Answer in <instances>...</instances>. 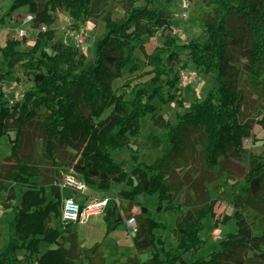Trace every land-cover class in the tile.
Returning a JSON list of instances; mask_svg holds the SVG:
<instances>
[{
    "label": "trees",
    "instance_id": "trees-1",
    "mask_svg": "<svg viewBox=\"0 0 264 264\" xmlns=\"http://www.w3.org/2000/svg\"><path fill=\"white\" fill-rule=\"evenodd\" d=\"M101 1L12 0L0 18L3 21L26 7L37 29L27 49L20 48L25 37L6 39L0 45L5 63L0 72V137L10 131L14 134L7 163L0 167V191H7L2 205L10 213L0 264L32 260L34 264H106L107 247L102 241L83 247L72 223L61 220L60 182L67 172L99 189L125 184L127 188L118 191L127 200L125 209L135 203L136 195H156V212L180 210L184 182L179 180L195 173L192 187L198 196L204 193L206 200L188 207L174 223L155 219L146 206L136 203L138 212L130 215L135 220L132 241L136 253L123 264H264V149L246 155L243 142L252 136V125L240 119L244 91L264 92V0H202L210 8L203 23L204 38L187 42L170 34L172 15L157 7L156 0L141 4L128 0L121 17H114L111 8L102 16L103 30L94 43L92 62L86 65V54L79 45L54 40L52 26L57 9H63L73 27L79 28L82 21L96 16ZM160 30L167 32L158 51L143 50L145 61L137 62L127 47ZM45 42L50 43V50ZM180 50L187 51L189 60L204 75L215 73V83L171 122L156 114L155 100L185 107L176 92L180 82L176 66L186 67ZM240 58L245 61L238 65ZM144 66L150 68L142 74L150 77L143 84L125 82L119 91L113 88V81L125 70L134 73ZM17 67L21 76L13 77ZM23 76L31 86L9 102L4 83L11 78L20 82ZM146 117L163 130L162 136L148 135L149 147L164 143L166 148L150 163L131 154L128 168L113 152L137 142ZM257 123L264 130V111ZM36 140L39 153L33 151ZM243 156L247 171L242 192L231 200L236 229L216 238L218 250L186 262L185 253L206 245L203 219L210 216L215 227L220 223L214 213L216 199L209 196L205 182L219 177L225 170L223 161ZM216 166L217 172L213 171ZM13 184L23 187L14 204ZM246 207L253 212L251 218L244 214ZM103 219L105 238L123 221L116 201ZM228 219L226 216L222 222ZM254 224L260 233L254 232ZM155 230L172 235L176 244L166 243ZM42 241L53 246L41 251ZM149 247L153 248L151 256L141 260L139 254Z\"/></svg>",
    "mask_w": 264,
    "mask_h": 264
},
{
    "label": "rangeland",
    "instance_id": "rangeland-1",
    "mask_svg": "<svg viewBox=\"0 0 264 264\" xmlns=\"http://www.w3.org/2000/svg\"><path fill=\"white\" fill-rule=\"evenodd\" d=\"M127 1L128 0H102L97 8L96 16L93 19L82 21L79 24V28L73 27V20L65 10L57 9V20L52 26L55 29L54 40L62 39L68 43H75L79 45L81 51L86 54V65H88L92 62L94 57V43L103 30L102 16L108 9L111 8L114 17H121L124 12V5ZM134 1L139 4L143 3V0ZM181 1L182 0H156L155 3L157 7L165 8L167 12L172 15L170 34L177 37L180 42H187L191 39H203V23L209 14L210 8L205 7L202 0H186L188 9L187 13L184 15L183 8L180 5ZM11 2L12 0H0V18L4 17V14L7 12ZM28 13L30 12L26 7H21L17 9V12H14L9 18H4L3 21L0 20V45H3L6 39L19 38L18 30L23 27L26 30V34L23 36L25 38L23 39L20 48L27 49L31 47L34 42L37 29L33 27V21L23 23V19ZM166 32L167 31L163 32L160 30L154 33L151 37L142 36L140 39L136 40L133 45L128 46L127 49L136 57L137 62L143 63L145 61L143 50L152 54L156 53L158 51V47H160L163 42L164 34ZM44 47L47 50H50V43L45 42ZM180 59L181 63L186 64V67L181 68L180 65H177L176 68L179 71L185 70L192 73L196 77L190 84L178 85L176 90L177 94H179V96L183 99L185 107L181 108L175 102L162 104L158 100H155V103L157 104L156 114L162 115L165 119H168L171 122H175L176 113L183 112L190 102L201 99L208 89L215 83V73L204 75L189 60L186 50H180ZM244 61V59L240 58L238 65H241ZM149 68V66H144L142 69L134 73H129L125 70L120 79L113 81V88L116 91H119L121 84L125 82L131 84H143L150 77V75L142 73L144 71H148ZM4 70L5 63L3 59L0 58V72H3ZM15 75L21 76V69L19 67L16 68L13 77ZM30 86L31 81L24 76L20 82H18L15 78H11L4 83L5 98L9 102H13L20 98ZM241 86H243V83ZM244 92L245 100L242 103V113L240 115V119L242 121H249L252 125V136L244 139L243 142L246 148V155L248 153L260 154L262 149H264V130L257 123V119L264 111V92H254L251 90ZM108 111L109 110H107L104 115L108 113ZM149 134L162 136L163 130L155 125L149 117H146L142 120V133L138 137L137 142L131 144L128 148L114 151L113 156L115 159L118 161L124 160L128 168L132 165V161L130 159L131 154H137L138 160L141 162L150 163L156 156L160 155L162 151L165 150L166 145L163 143L158 147L150 148L147 138ZM13 136V132L10 131L9 135H3L0 137V167L1 165L7 163V156L10 154L11 150L10 138ZM33 151L34 153L40 152V142L38 140L34 141ZM221 165L225 170L220 172L219 177L213 181L205 182V187L208 190L209 196L216 199L214 213L220 223H218L215 227L212 224L210 216L203 219L206 228L202 232V237L206 240V245L197 251L191 250L185 253L183 256L186 261H191L192 256L193 259H195L201 256H207L208 253L213 250H218L219 244L216 241V238L224 235L226 232L234 231L236 229L235 220L231 217L234 213L231 200L235 194L242 192L243 178L247 171L246 157H232L223 161ZM218 170V166L213 169L215 172ZM183 173L184 171H181L178 174L179 177H182ZM194 176H196L195 173H189L185 178H182L181 180L178 179L179 182H184L180 196V202L183 203V205L180 210L176 212H156L155 207H153L150 214L157 219L166 221L167 223H174L175 218L185 212L188 207L198 206L201 202H203V200H206L204 193H201L199 196L195 193V190L192 187V185H194ZM5 184L7 186L12 185L9 182H6ZM120 187L121 186L114 183L113 185H110L109 188L105 189L107 190L105 194L110 196L111 200L118 202L119 199L117 198V194L114 193ZM22 189L23 187L13 184V190L16 194V198H14L11 203L14 204L18 202ZM88 189L94 188L93 186L88 185ZM6 196L7 191H0V248L4 246L8 236L6 221L9 218L10 213L9 210H5L2 205ZM138 199L142 204L152 207L156 202V195L139 194ZM124 204L127 205V202ZM137 212L138 205L136 203L131 204L127 209L123 210L125 220L133 218L130 215ZM244 214L247 218H251L253 216V212L248 207L244 209ZM226 216H228L229 219L222 222ZM101 220V217H92L82 224L73 223L72 230L76 231L77 238L83 247L92 246L97 241H102L107 244L108 246L105 252L106 264H112V261L114 260H116L115 264H123L127 256L136 253L132 241L135 220L134 224L126 227L127 232L124 224H121L107 238H104L105 227ZM253 229L257 234L261 232L257 224L253 225ZM155 233L157 236H161L166 243H172L173 245L176 244L172 235L164 233L160 230H155ZM46 244L49 243L42 241V246ZM64 245L68 247V243H64ZM152 252L153 248L149 247L145 251H142L139 256L141 259L145 260L147 257L151 256L150 254H152ZM249 255H251V253H249ZM24 264H34V262L33 260L26 261Z\"/></svg>",
    "mask_w": 264,
    "mask_h": 264
},
{
    "label": "built area",
    "instance_id": "built-area-1",
    "mask_svg": "<svg viewBox=\"0 0 264 264\" xmlns=\"http://www.w3.org/2000/svg\"><path fill=\"white\" fill-rule=\"evenodd\" d=\"M181 7L183 8V14L187 13L188 4L186 0L180 2ZM33 15L28 13L24 19L25 22H32ZM26 34V30L21 27L18 30L19 39H21ZM180 82L179 85L190 84L195 80V75L189 73L185 70L179 71ZM60 187L62 189L67 188L73 192L82 193L86 188V183L78 176L72 173H65L60 182ZM109 202L108 197H96L92 198L88 202L82 204L79 203L73 195H66L62 198L61 204V220L62 222L70 223H84L88 220L91 215L99 214L104 211ZM134 224V218L126 220V225L129 227Z\"/></svg>",
    "mask_w": 264,
    "mask_h": 264
},
{
    "label": "crops",
    "instance_id": "crops-1",
    "mask_svg": "<svg viewBox=\"0 0 264 264\" xmlns=\"http://www.w3.org/2000/svg\"><path fill=\"white\" fill-rule=\"evenodd\" d=\"M15 12H17V10L15 11ZM1 56V55H0ZM0 58H2V57H0ZM88 185H91V186H93V188L94 189H88ZM111 185H113V184H111ZM119 186H121L118 190H116L115 191V193L114 194H117V198L119 199V201L117 202L116 201V203L118 204V208H119V212L121 213V215L123 216V221H122V223L121 224H124V226H125V230H126V227H127V225H126V220H125V217H124V214H123V210H125V207L127 206V205H125L124 203L125 202H127V200H125V199H123L119 194H118V191L120 190V189H122V188H127V186L125 185V184H118ZM122 186H124V187H122ZM62 191V196L64 197V196H66V195H73L74 197H75V199L79 202V203H82V204H84V203H86V202H88L89 200H91L92 198H96V197H100V198H103V197H108L109 198V202H108V204H107V206H106V208L104 209V211L102 212V213H99V214H94V215H91L88 219H90V218H92V217H101L102 218V220H101V222L103 223V225H104V227H105V222H104V219H103V215H104V213L107 211V209L110 207V205H111V202L113 201V200H111V198H110V196H108V195H106L105 193H106V191L107 190H105V189H99V188H97V186L96 185H94V184H88V183H86V188H85V190H84V192H82V193H77V192H73V191H71L70 189H67V188H64V189H62L61 190ZM113 194V193H112ZM111 194V195H112ZM115 201V200H114ZM134 201H135V203H138V204H141V205H144V204H142L141 203V201L138 199V195H136L135 196V198H134ZM153 201H154V199H153ZM137 204V205H138ZM155 204H156V202H155ZM155 204H153V206L151 207V206H147V205H144V206H146L148 209H149V211L151 212V210H152V208L153 207H155L156 208V205ZM156 211V210H155ZM151 216H153L152 214H151ZM154 217V216H153ZM155 218V217H154ZM155 219H157V218H155ZM157 220H160V219H157ZM160 221H163V220H160ZM166 222V221H165ZM85 223V222H84ZM79 224H82V223H79ZM120 224V225H121ZM72 225H73V223H72ZM119 225V226H120ZM118 226V227H119ZM117 227V228H118ZM116 228V229H117ZM115 229V230H116ZM115 230H113L112 232H110L105 238H107L111 233H113ZM158 231V230H157ZM161 231V230H160ZM126 232H127V230H126ZM103 245H105L106 247L108 246L107 244H105L104 242H103ZM53 245L52 244H46V245H44V246H42V242H40V249L42 250V251H44L45 249H47V248H49V247H52ZM135 250V249H134ZM136 251V250H135ZM135 254V253H134ZM151 255V254H150ZM129 256H132V255H129ZM140 257V256H139ZM150 257V256H149ZM149 257H147V258H149ZM146 258V259H147ZM183 258H184V256H183ZM126 259V258H125ZM141 259V258H140ZM192 259H193V256H192V258H191V261H192ZM141 260H143V259H141ZM184 260L186 261V259L184 258ZM191 261H186V262H191ZM113 262V261H112ZM114 262L116 263V260H114Z\"/></svg>",
    "mask_w": 264,
    "mask_h": 264
}]
</instances>
